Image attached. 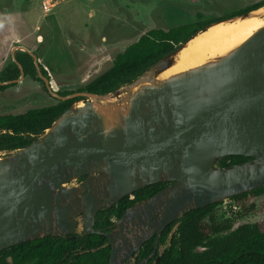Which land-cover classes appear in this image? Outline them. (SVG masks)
Returning a JSON list of instances; mask_svg holds the SVG:
<instances>
[{
    "label": "water",
    "instance_id": "obj_1",
    "mask_svg": "<svg viewBox=\"0 0 264 264\" xmlns=\"http://www.w3.org/2000/svg\"><path fill=\"white\" fill-rule=\"evenodd\" d=\"M262 8L203 27L106 95H60L37 55L15 48L21 76L0 85L25 78L18 49L57 100L84 99L27 147L0 151L9 155L0 159V252L47 236L98 233L108 238L109 264H126L188 212L264 188V27L216 62L155 81L200 33ZM227 156L251 160L218 167ZM158 183L169 185L129 208L109 233L95 229L101 209Z\"/></svg>",
    "mask_w": 264,
    "mask_h": 264
},
{
    "label": "trees",
    "instance_id": "obj_2",
    "mask_svg": "<svg viewBox=\"0 0 264 264\" xmlns=\"http://www.w3.org/2000/svg\"><path fill=\"white\" fill-rule=\"evenodd\" d=\"M264 6V0L237 13L210 20L173 27L167 30L152 29L134 44L128 46L113 61L112 67L101 74L84 89L106 95L131 83L164 56L185 43L203 27L242 15ZM15 59L22 66L25 76L44 84L39 77L33 58L26 52L17 51ZM42 67V66H41ZM42 73L48 77L46 71ZM21 69L9 60L0 72V82L19 79ZM13 85H0L4 92ZM62 96L75 92L58 91ZM84 98L59 101L44 108L31 109L22 114L0 116V151L11 153L23 149L40 137L67 109ZM251 160L249 157L227 156L218 161V167H230ZM169 183H158L136 191L121 199L111 208L101 209L95 218V229L109 233L124 213L134 205L154 196ZM252 199H260L254 203ZM237 206L234 219L219 222L212 204L195 209L169 225L162 233L160 243L165 247L159 260L155 256L149 264H264V222L246 223L234 227L235 223L251 214L264 213V188L231 198ZM157 236L143 246L139 261L153 251ZM111 247L103 234L75 233L70 236H47L28 241L0 252V264H109ZM156 262V263H155Z\"/></svg>",
    "mask_w": 264,
    "mask_h": 264
},
{
    "label": "rangeland",
    "instance_id": "obj_3",
    "mask_svg": "<svg viewBox=\"0 0 264 264\" xmlns=\"http://www.w3.org/2000/svg\"><path fill=\"white\" fill-rule=\"evenodd\" d=\"M45 1L0 0V72L13 58V50L24 47L37 55L56 92H77L152 29L224 17L262 0H50L54 7L47 12ZM12 85L0 92V116L58 102L42 82L29 76ZM109 99L116 101L113 94ZM236 211L231 199L215 208L219 222L234 219ZM257 222H264V213L248 215L234 227Z\"/></svg>",
    "mask_w": 264,
    "mask_h": 264
},
{
    "label": "bare ground",
    "instance_id": "obj_4",
    "mask_svg": "<svg viewBox=\"0 0 264 264\" xmlns=\"http://www.w3.org/2000/svg\"><path fill=\"white\" fill-rule=\"evenodd\" d=\"M263 27L264 8L253 12L246 19L216 24L191 40L176 57L173 66L161 73L155 81L160 82L193 68L216 62L239 48Z\"/></svg>",
    "mask_w": 264,
    "mask_h": 264
},
{
    "label": "flooded vegetation",
    "instance_id": "obj_5",
    "mask_svg": "<svg viewBox=\"0 0 264 264\" xmlns=\"http://www.w3.org/2000/svg\"><path fill=\"white\" fill-rule=\"evenodd\" d=\"M85 180V178H81V179H79L78 181H77V185L78 184H80V183H82L83 181ZM169 185V184H168ZM130 198L131 199H133L134 197H133V195H131L130 196ZM154 236H157V235H154ZM154 236H152V237H154ZM162 236V235H161ZM151 237V238H152ZM150 238V239H151ZM161 238V237H160ZM150 239H148V240H150ZM147 240V241H148ZM158 239H156V241H155V245H154V248H153V251L151 252V254L146 258V259H143V260H140L139 261V255H140V253H141V251H140V253H134L133 255H132V259H130V260H128L127 262H126V264H149V262L155 257V256H158L159 257V255H161L162 254V252L163 251H161L162 249L164 250L165 249V247L163 246V245H161V243H160V239L157 241ZM146 241V242H147ZM145 242V243H146ZM145 245V244H144ZM143 245V246H144ZM143 248V247H142ZM142 250V249H141ZM156 250V251H155ZM157 257V258H158ZM157 262V261H156ZM155 262V263H156Z\"/></svg>",
    "mask_w": 264,
    "mask_h": 264
},
{
    "label": "built area",
    "instance_id": "obj_6",
    "mask_svg": "<svg viewBox=\"0 0 264 264\" xmlns=\"http://www.w3.org/2000/svg\"><path fill=\"white\" fill-rule=\"evenodd\" d=\"M44 9H45V11L47 12V11H50L51 9H52V7H54L53 5H52V1H50V0H46L45 2H44ZM0 156H1V154H0Z\"/></svg>",
    "mask_w": 264,
    "mask_h": 264
}]
</instances>
